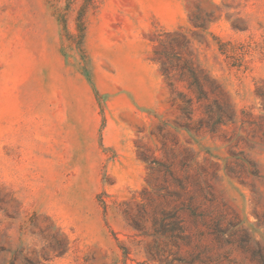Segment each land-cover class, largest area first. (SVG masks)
<instances>
[{
	"label": "rangeland",
	"instance_id": "374dc122",
	"mask_svg": "<svg viewBox=\"0 0 264 264\" xmlns=\"http://www.w3.org/2000/svg\"><path fill=\"white\" fill-rule=\"evenodd\" d=\"M61 129L83 177L38 168ZM0 264H264V0H0Z\"/></svg>",
	"mask_w": 264,
	"mask_h": 264
},
{
	"label": "crops",
	"instance_id": "0c3cea01",
	"mask_svg": "<svg viewBox=\"0 0 264 264\" xmlns=\"http://www.w3.org/2000/svg\"><path fill=\"white\" fill-rule=\"evenodd\" d=\"M134 53L126 56L129 67V74L123 87L128 93L118 97L115 107L119 109H131L142 113H154L160 108V97L163 89V79L153 60L149 57V52L145 50L149 47L141 41L135 43ZM117 50L120 47H108ZM85 138V135H79ZM89 135L86 136L88 138ZM41 142L38 144V168L39 162L44 164L41 170L47 173H58L66 177L70 171L73 175L83 177L85 169L76 168V161H87V170H90V163H96L99 157L98 145L82 140L75 143V134L69 129L60 131L45 132L40 135ZM89 139V138H88ZM112 143V142H109ZM95 144V143H94ZM92 154L94 156L92 157ZM39 173V169H38ZM80 186V183L77 185Z\"/></svg>",
	"mask_w": 264,
	"mask_h": 264
}]
</instances>
